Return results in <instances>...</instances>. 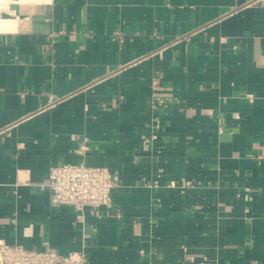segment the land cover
<instances>
[{"label": "crops", "instance_id": "1", "mask_svg": "<svg viewBox=\"0 0 264 264\" xmlns=\"http://www.w3.org/2000/svg\"><path fill=\"white\" fill-rule=\"evenodd\" d=\"M82 162L114 209L53 204ZM1 242L264 264V0H0Z\"/></svg>", "mask_w": 264, "mask_h": 264}, {"label": "built area", "instance_id": "2", "mask_svg": "<svg viewBox=\"0 0 264 264\" xmlns=\"http://www.w3.org/2000/svg\"><path fill=\"white\" fill-rule=\"evenodd\" d=\"M163 105L162 100L155 102ZM86 147L81 148L82 152ZM116 178L106 167L63 163L53 166L46 178L44 186L51 193L56 206L72 207L82 213L85 209H114L112 191ZM85 253L76 252L62 255L56 250L45 248L31 250L21 245L0 243V264H86Z\"/></svg>", "mask_w": 264, "mask_h": 264}]
</instances>
